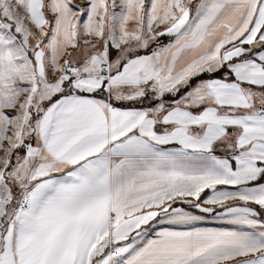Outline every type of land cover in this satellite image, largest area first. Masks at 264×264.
Here are the masks:
<instances>
[{
	"label": "snow or ice",
	"instance_id": "1",
	"mask_svg": "<svg viewBox=\"0 0 264 264\" xmlns=\"http://www.w3.org/2000/svg\"><path fill=\"white\" fill-rule=\"evenodd\" d=\"M0 264H264V0H0Z\"/></svg>",
	"mask_w": 264,
	"mask_h": 264
},
{
	"label": "crops",
	"instance_id": "2",
	"mask_svg": "<svg viewBox=\"0 0 264 264\" xmlns=\"http://www.w3.org/2000/svg\"><path fill=\"white\" fill-rule=\"evenodd\" d=\"M201 226L218 227V226H220V225H218V224H216V223H209V224L201 225Z\"/></svg>",
	"mask_w": 264,
	"mask_h": 264
},
{
	"label": "trees",
	"instance_id": "3",
	"mask_svg": "<svg viewBox=\"0 0 264 264\" xmlns=\"http://www.w3.org/2000/svg\"><path fill=\"white\" fill-rule=\"evenodd\" d=\"M165 39V42L167 41V38H164Z\"/></svg>",
	"mask_w": 264,
	"mask_h": 264
}]
</instances>
